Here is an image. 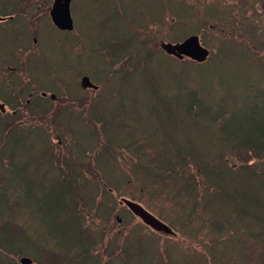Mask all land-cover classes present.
Listing matches in <instances>:
<instances>
[{
	"label": "trees",
	"instance_id": "obj_1",
	"mask_svg": "<svg viewBox=\"0 0 264 264\" xmlns=\"http://www.w3.org/2000/svg\"><path fill=\"white\" fill-rule=\"evenodd\" d=\"M114 3L109 0V9L122 16V3ZM20 5L10 3L13 19L7 24L18 29V37L24 35L19 33L20 20L42 13L29 9L27 0L23 9ZM155 7L159 11L152 15L140 8L138 23L129 18L127 24L133 27L124 41L95 46L89 40L88 52L110 59L95 66L103 95L87 90L82 99L87 115L79 120L88 126L89 140L79 139L77 127L59 124L67 111L0 115V264H20L21 255L32 258V264H264V97H258L263 83L244 86L251 99L244 97L246 112L236 113L218 102L226 88L213 84L210 73L238 55L249 68L264 70V45L258 46L264 31L259 38L244 36L256 27L243 19H214L213 8L195 0H159ZM157 14L163 19L156 21ZM150 26L155 27L148 32ZM181 30L185 32L179 36ZM163 32L171 36L168 41L190 32L209 37L218 32L227 45H218L216 57L202 64L178 61L159 50ZM42 74L52 76L49 71ZM241 89L237 82L227 92L242 94ZM11 90L17 94V86ZM35 90L38 100L40 92L50 91L43 86ZM39 117L55 119L60 150L50 143V126L36 122ZM37 133L43 135L39 163L60 184L45 204L31 177L17 179L18 167L5 150L10 141L17 144L28 136L32 142ZM72 153L75 161L69 163ZM70 193L89 197H66ZM120 198L141 204L175 236L161 239L129 212V222L118 224ZM87 199L99 200L94 216L99 223L90 221L92 226L77 220L78 205H71L72 211L67 205ZM31 200L37 203L35 212L29 208ZM29 223L32 229H26Z\"/></svg>",
	"mask_w": 264,
	"mask_h": 264
},
{
	"label": "rangeland",
	"instance_id": "obj_2",
	"mask_svg": "<svg viewBox=\"0 0 264 264\" xmlns=\"http://www.w3.org/2000/svg\"><path fill=\"white\" fill-rule=\"evenodd\" d=\"M146 0H123V3L121 4L122 9V16H115V12L109 9L108 4L109 0H73L72 3V11H73V17L75 20L76 28L78 31H80L83 34L84 37V46H89V40L93 39V45L102 46L106 45L113 39H118L121 41H124L127 38V33L131 32L132 25L127 24L129 21V18L132 20H136V23H138V11L140 8H145L146 6L144 3ZM156 5H159V0H149L147 3V9L148 11L152 13H156ZM146 9V8H145ZM41 10L43 14L46 12V7L42 6ZM12 12L10 9H8L6 12ZM167 18L169 16L167 15ZM48 23H50V20H47ZM36 25L41 26L42 21H39L36 23ZM51 25V23H50ZM150 26L149 30L151 31ZM141 31V30H140ZM18 32V29L15 27L7 28L4 32L0 33V55L3 54V51L8 50L10 48V45L13 44V37ZM166 32V31H165ZM184 30H181L178 34L179 36L184 34ZM142 34V33H141ZM169 34V33H168ZM167 34L166 37H164V32L160 35V41H166L171 39V36ZM75 36V35H74ZM36 37V34L34 33L32 35V39ZM143 37V36H142ZM147 37H150L149 34L144 37L147 39ZM213 37L215 40L211 39ZM209 36H202V40L204 44L210 46L213 50L215 47V42L217 44L225 43V40L223 38L217 37L214 34ZM41 40L43 44L42 49V59L48 64H55L59 65L61 61L64 59L65 62H67L69 65L72 66V63L74 62L76 56L70 49V45L73 41L72 36H66L59 32H54L51 29H49L47 26H45L41 31ZM171 42V41H169ZM75 47L79 51H85L87 48H85L82 44V42L76 38L74 40ZM174 43V42H172ZM227 45V44H226ZM147 46L150 48V44L147 43ZM146 46V47H147ZM209 48V47H208ZM97 53V52H95ZM236 53V51H235ZM234 52L232 51V46H230L228 55L232 56ZM105 57V55H103ZM95 58H99V65H107L110 62L109 58L103 59L102 54L99 53V56H96ZM84 66L83 68L88 67V61L84 59ZM96 65V64H95ZM74 66V65H73ZM71 72L75 73V71L70 67ZM89 72V69L86 71ZM211 76L213 78V84H215V81L217 83V86L220 87V89L226 88V95H224L223 98L217 97L218 102L221 106H225L228 110H235L236 113H241L242 110L246 107V102L244 100V97L247 99H251V97L247 96L244 93V86L248 83H259L262 82L263 86L258 88V97H264V70L262 69H252L249 68L247 61L244 57L241 55L236 56L233 60H224L219 65L214 66L211 69ZM7 76H4L3 78H6ZM16 78V76H12ZM79 77L76 79L73 84L79 87ZM237 82H240L242 84L241 92L236 91L234 93H229L227 90L231 89L232 86L236 85ZM71 82H69L67 85L69 86ZM95 83V82H94ZM100 83V82H99ZM217 87V88H218ZM49 90H51V87H49ZM80 88V87H79ZM64 87L60 82H57L54 80L52 82V92L58 96V94H62ZM216 89V88H215ZM83 91L79 90V93H82ZM222 92L223 91H218ZM216 91V93H218ZM24 94H28L27 90H24ZM101 94L103 95L102 91ZM212 99H214L212 97ZM221 99V100H220ZM207 102V101H206ZM211 103V102H210ZM208 106V105H207ZM243 112H246V110H243ZM83 116V115H82ZM80 125L77 127V131L79 132V135H81V139L84 140L86 135L88 134V126L83 125V123H79ZM46 126H50L47 124ZM87 126V127H86ZM55 129L53 128V125L51 126V132L48 135L51 141H53V148L56 150H60L58 148V141L55 135ZM42 138L43 135L41 133H37L35 135V144L34 142H29L28 136L25 138H22L20 142L17 144H13L11 141L6 145L5 150L7 152H10L13 157L14 166L17 165V173L15 176L18 180H24L25 178H32L33 183L37 186V196L39 198L43 199V203H47L50 198L59 191L60 184L58 182L56 174L49 172L48 170L43 169V167L40 165L39 161H41V153L40 146L42 144ZM91 138V135L89 134L86 141ZM20 146L23 148L24 151L20 147H17V150L14 149V146ZM32 149H31V148ZM70 147V145H69ZM73 154V153H72ZM74 155V154H73ZM38 160V161H37ZM14 166L10 168L8 171L9 174L12 175V171L14 170ZM43 184H45L43 186ZM37 206V203L35 200L29 201V208L35 212V207ZM43 213H40L41 216ZM130 217L128 214H126L125 211L121 212V223L124 225L125 222H129ZM32 229V224L29 223L26 229ZM164 236H161V239H164ZM168 238V237H166ZM176 264V263H175Z\"/></svg>",
	"mask_w": 264,
	"mask_h": 264
},
{
	"label": "water",
	"instance_id": "obj_3",
	"mask_svg": "<svg viewBox=\"0 0 264 264\" xmlns=\"http://www.w3.org/2000/svg\"><path fill=\"white\" fill-rule=\"evenodd\" d=\"M69 2L70 0H54L53 7L51 9V19L53 24L59 29L63 31H71L73 29V21L69 12ZM162 48L168 53L172 54L178 59H182L184 57L190 58L196 62H203L206 60L208 56L207 50L201 47L199 43V39L196 36H191L187 38L180 44L171 45V44H163ZM83 86H90L87 78L83 79ZM135 215L140 217L143 222L153 229L161 232L170 233L169 229L158 219H156L153 215L146 212L143 208H141L136 203L123 200L122 201ZM23 264L31 263V260L27 257H23L20 259Z\"/></svg>",
	"mask_w": 264,
	"mask_h": 264
},
{
	"label": "flooded vegetation",
	"instance_id": "obj_4",
	"mask_svg": "<svg viewBox=\"0 0 264 264\" xmlns=\"http://www.w3.org/2000/svg\"><path fill=\"white\" fill-rule=\"evenodd\" d=\"M14 1H18L21 5L20 7H23L22 4L25 3V0H8L9 3H12ZM213 1H217V0H213ZM238 0H224L225 4H231V5H236ZM242 3H244L245 5H258L261 7H264V0H240ZM27 3L31 6H39L40 4H45L48 5L50 4V0H27ZM5 103V102H4ZM6 104V103H5ZM8 106L10 107L11 104H8ZM0 115H29L26 112H19V111H10V112H3L0 113Z\"/></svg>",
	"mask_w": 264,
	"mask_h": 264
}]
</instances>
